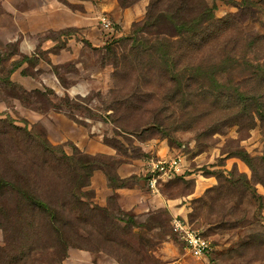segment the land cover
Masks as SVG:
<instances>
[{"label":"rangeland","instance_id":"1","mask_svg":"<svg viewBox=\"0 0 264 264\" xmlns=\"http://www.w3.org/2000/svg\"><path fill=\"white\" fill-rule=\"evenodd\" d=\"M150 1L0 0V180L20 186L28 173L43 191L55 166L63 180L75 182L72 189L65 182L63 196L73 190L75 198L103 207L92 211L86 205L79 210L69 206L67 215L74 212L82 221L61 264H68L76 251L119 264H174L178 257L162 251L163 246L170 242L182 253L184 246L170 228L167 208L125 211L113 195L105 206L97 204L94 190L82 186L86 164L79 161L89 159L96 167L91 176L103 171L111 187L133 184L140 176L121 180L116 172L120 160L133 161L142 175L137 167L145 157L142 146L160 139L173 147V154L185 156L188 173L215 177L212 186L186 199L188 218L212 244L207 263L264 264V122L246 131L232 126L211 132L223 112L195 98L193 82L187 88L183 80L178 84L172 65L156 57V41L175 30L164 22L142 23ZM206 1L216 19L240 13L241 0ZM253 1L258 2L255 8L229 29L228 47L263 58L264 45L244 46L239 40L241 34L264 35V3ZM133 5H140L139 15L123 23L119 11ZM103 15L111 20L109 29L99 22ZM189 63L182 61L177 68ZM226 69L222 75L233 78L246 73ZM21 130L32 134V148ZM41 141L56 148L42 153L36 146ZM47 143H42L44 149ZM238 149L253 157L256 172L228 154ZM67 157H72L70 163ZM179 180L182 194L193 190L194 178ZM216 186L220 189L210 191ZM4 207L8 214L15 211L0 198V264H50L51 251H27L18 225L6 235L4 229L11 225Z\"/></svg>","mask_w":264,"mask_h":264},{"label":"trees","instance_id":"2","mask_svg":"<svg viewBox=\"0 0 264 264\" xmlns=\"http://www.w3.org/2000/svg\"><path fill=\"white\" fill-rule=\"evenodd\" d=\"M261 2L264 3V0ZM257 4L258 2L253 0H241L238 3L240 13L228 15L222 19L215 18L212 7L206 0H151L147 6L143 24L154 25L164 22L170 24L175 30L173 35L168 36L169 38L156 41L157 45L152 47L156 48L154 51L156 57L164 65L169 63L172 65L171 74L178 76V84H181L183 80L187 88L190 86L189 81L193 82L195 98L197 97L210 108L223 112L224 117L211 129V132L221 133L225 127L232 126H238L239 130L246 131L254 128L257 122H264V56L263 58L256 55L253 57L247 52L233 51L234 47H228L232 35L229 29L234 26V21H237L244 12L255 8ZM173 37L176 39H171ZM136 39V37L132 38V40ZM239 40L244 46L264 45V35L251 37L241 34ZM254 47L251 48L254 50ZM182 61H190V63L187 66L182 64L178 69L177 64ZM226 68L243 70L246 73L242 74V77L241 74L238 75L239 78L224 76L222 74L227 71ZM186 74H189L188 78ZM191 77H193L192 80ZM21 131H24L22 138L25 139L28 148H32V134L27 130ZM42 143L45 145L47 141L36 144L42 153L47 151L51 154V151L56 148L47 143L48 148L44 149ZM228 154L241 158L253 173L257 171L256 165L252 163L253 157L245 149H238ZM261 158L263 157H255L257 161ZM71 159L72 157H67L69 163ZM79 161L86 164L82 167L86 168L84 171L86 182L82 184L86 187L89 186L91 172L96 167L89 165V159ZM70 171L74 170L70 169ZM50 172L47 173L50 176L46 177L48 188L43 191L36 186V177L28 173H23L20 186L11 179L0 180V198L8 205H14L15 208L12 214H8L5 207L3 208L5 212L1 210L5 220L9 226L11 225L9 229H4L6 235L9 231L14 233L13 226L18 225L20 228L18 237L22 238L21 240L24 239L27 251H51L48 254L51 256L48 262L61 264L65 251L79 235L77 226L79 229L82 221L79 215L73 214L74 212L67 215L69 206L78 210L83 205L92 211L104 209L94 203L75 198L73 190L68 197L63 196L61 187L65 185V182L71 189L74 188L75 182L63 180L55 166L50 168ZM107 181L109 185L108 178ZM125 185L132 184L120 186ZM218 189L220 187L216 186L210 191ZM188 223L196 229L194 222L189 218ZM169 224L172 229L171 218ZM36 261L39 260L36 259Z\"/></svg>","mask_w":264,"mask_h":264},{"label":"crops","instance_id":"3","mask_svg":"<svg viewBox=\"0 0 264 264\" xmlns=\"http://www.w3.org/2000/svg\"><path fill=\"white\" fill-rule=\"evenodd\" d=\"M105 2L104 4H107ZM140 5H133L131 7L120 10V17L123 23H130L135 19L140 13ZM98 18V17H97ZM148 143L143 147L145 157L140 160L137 167H141L143 170L142 175L139 173L136 164L133 161H127L122 159L117 168L116 172L120 179H127L131 175L136 174L140 177L132 185L125 186H109L107 177L103 171H95L90 179V188L94 190L93 200L102 206L107 204L109 196L113 195L122 210L130 211L134 213H145L150 210L158 208H167L170 213V218L179 217L188 222V212L190 207L188 206L187 198L197 196L206 188L212 186L216 180L213 175L210 176H198L195 173H188L191 169L187 168L188 161L183 154H173V147L171 148L163 140L152 139L147 141ZM115 150L113 149V154ZM117 154V153H116ZM152 155L156 157H172L179 156L181 158V170L172 178L160 179L158 182V192L153 193L149 190L147 184L148 169L145 164H149L150 160L153 159ZM182 176L184 179L194 178L195 186L193 190L187 194H182L180 192L181 186L178 183L179 177ZM202 177V179L200 178ZM196 229H199L196 227ZM201 230V229H199ZM202 231V230H201ZM203 232V231H202ZM162 251H167L171 253L178 259L175 262L179 264H208V254L197 258L187 253L184 250L182 253L170 242H166L163 246ZM95 254L89 253L87 251H76L71 252L68 258V264H119L116 260H111L108 258L97 257L93 260ZM164 258V256H162Z\"/></svg>","mask_w":264,"mask_h":264},{"label":"built area","instance_id":"4","mask_svg":"<svg viewBox=\"0 0 264 264\" xmlns=\"http://www.w3.org/2000/svg\"><path fill=\"white\" fill-rule=\"evenodd\" d=\"M100 24L109 29L111 20L103 15L99 17ZM181 170V158L177 155L160 159H151L149 162L147 184L153 193L158 192V182L160 179L174 177ZM173 231L178 235L183 243L184 250L194 257H201L212 250L210 239L199 229L192 228L191 225L179 217L171 219ZM174 264H179L175 262Z\"/></svg>","mask_w":264,"mask_h":264}]
</instances>
